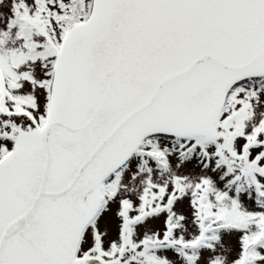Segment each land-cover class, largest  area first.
Returning a JSON list of instances; mask_svg holds the SVG:
<instances>
[{"label":"snow or ice","instance_id":"obj_1","mask_svg":"<svg viewBox=\"0 0 264 264\" xmlns=\"http://www.w3.org/2000/svg\"><path fill=\"white\" fill-rule=\"evenodd\" d=\"M0 264H264V0H0Z\"/></svg>","mask_w":264,"mask_h":264}]
</instances>
